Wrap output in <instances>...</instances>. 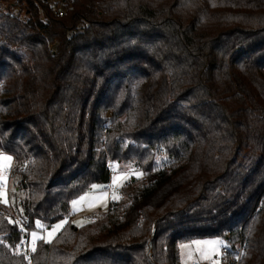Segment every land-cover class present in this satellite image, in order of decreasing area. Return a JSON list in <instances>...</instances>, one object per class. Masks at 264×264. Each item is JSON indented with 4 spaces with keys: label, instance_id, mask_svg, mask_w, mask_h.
Instances as JSON below:
<instances>
[{
    "label": "trees",
    "instance_id": "trees-1",
    "mask_svg": "<svg viewBox=\"0 0 264 264\" xmlns=\"http://www.w3.org/2000/svg\"><path fill=\"white\" fill-rule=\"evenodd\" d=\"M0 150L20 217L0 199V264L108 160L142 177L31 264H179L211 237L264 264V0H0Z\"/></svg>",
    "mask_w": 264,
    "mask_h": 264
},
{
    "label": "rangeland",
    "instance_id": "rangeland-1",
    "mask_svg": "<svg viewBox=\"0 0 264 264\" xmlns=\"http://www.w3.org/2000/svg\"><path fill=\"white\" fill-rule=\"evenodd\" d=\"M0 153L11 157V155L2 150H0ZM238 159L240 160L241 156H239ZM0 164H2V166H0V193H3V197L0 199L4 202L5 206L10 209L8 216H12L14 220L19 222L20 217L14 211L13 181L9 178V175L4 174L5 169L11 167L12 159L11 161L0 162ZM115 170L116 172L110 176L109 183H93L88 190L71 201L68 216L72 224L79 226L86 222V215L96 216L107 210L111 200H118L120 198V188L126 181L142 177L141 172L138 170L121 168L117 164ZM93 185L96 187L93 188ZM74 201L75 203H73ZM4 215H6V213H4ZM63 221L66 222L67 220L63 219ZM50 227L41 222L39 225L36 223V228L28 232L27 240L29 245L32 247L37 239L47 241V231L50 230ZM32 232L37 233V238L35 240L32 238ZM217 240L220 241V243L216 246V251H213L212 247L209 245L193 243V241L203 242ZM225 245L227 244L222 237L199 238L180 242L178 243L179 264H221L223 249L226 248ZM205 256L207 258H205Z\"/></svg>",
    "mask_w": 264,
    "mask_h": 264
},
{
    "label": "built area",
    "instance_id": "built-area-1",
    "mask_svg": "<svg viewBox=\"0 0 264 264\" xmlns=\"http://www.w3.org/2000/svg\"><path fill=\"white\" fill-rule=\"evenodd\" d=\"M57 14H58V16H61L62 13L58 12ZM107 166L109 168L110 175H112L116 172V170H115L116 162L115 161L108 160ZM9 173H10V168H6L4 171V174L9 175ZM0 191H1V188H0ZM95 218H96L95 215H88L85 217V219L87 221H93V220H95ZM65 220H67L69 222L70 217L67 216L65 218ZM17 251L19 254H21L26 259L28 264H31L32 247L29 245L28 240L25 236L22 238L21 242L17 246ZM223 252H224V250H223Z\"/></svg>",
    "mask_w": 264,
    "mask_h": 264
},
{
    "label": "snow or ice",
    "instance_id": "snow-or-ice-1",
    "mask_svg": "<svg viewBox=\"0 0 264 264\" xmlns=\"http://www.w3.org/2000/svg\"><path fill=\"white\" fill-rule=\"evenodd\" d=\"M11 159H12V157L6 156L3 153H0V162L11 161ZM0 166H2V164H0ZM92 187L95 188L96 186L93 185ZM2 197H3V193H0V198H2ZM73 203H75V201ZM36 223L39 225L40 222L36 221ZM65 223H66L65 221L61 220L59 223L52 225L50 227V230L47 231L48 240L46 242L50 241L51 238L55 235V233L58 230H60L64 226ZM31 235H32L33 240H35L37 238V233L36 232H32ZM41 238H43V237H41ZM193 243H195V244L203 243L205 245H209V246L212 247L213 251H216V246L220 243V241H218V240L217 241H203V242H201V241H193ZM225 247H227V245H225ZM33 250H35L34 247H33ZM205 258H207V257L205 256Z\"/></svg>",
    "mask_w": 264,
    "mask_h": 264
},
{
    "label": "crops",
    "instance_id": "crops-1",
    "mask_svg": "<svg viewBox=\"0 0 264 264\" xmlns=\"http://www.w3.org/2000/svg\"><path fill=\"white\" fill-rule=\"evenodd\" d=\"M105 211H106V210H105ZM105 211H104V212H105ZM101 213H102V212H101ZM88 215H89V214H88ZM88 215H86V216H88ZM70 222H71V220H70Z\"/></svg>",
    "mask_w": 264,
    "mask_h": 264
}]
</instances>
